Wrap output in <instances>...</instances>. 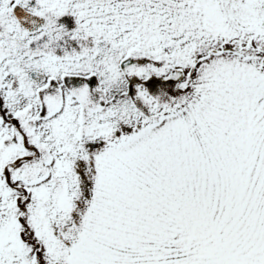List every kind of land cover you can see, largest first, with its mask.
Here are the masks:
<instances>
[{
  "label": "snow or ice",
  "instance_id": "1",
  "mask_svg": "<svg viewBox=\"0 0 264 264\" xmlns=\"http://www.w3.org/2000/svg\"><path fill=\"white\" fill-rule=\"evenodd\" d=\"M0 264H264V0H0Z\"/></svg>",
  "mask_w": 264,
  "mask_h": 264
}]
</instances>
